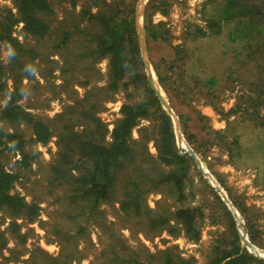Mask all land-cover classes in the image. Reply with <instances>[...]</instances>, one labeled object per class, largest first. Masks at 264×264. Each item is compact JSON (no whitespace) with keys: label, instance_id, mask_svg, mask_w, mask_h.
<instances>
[{"label":"rangeland","instance_id":"obj_1","mask_svg":"<svg viewBox=\"0 0 264 264\" xmlns=\"http://www.w3.org/2000/svg\"><path fill=\"white\" fill-rule=\"evenodd\" d=\"M86 1L53 2L43 38L14 26L19 61L8 44L0 47V108L13 101L51 131L43 144L29 123L0 113V170L15 176L8 193L27 205L22 214L0 206V264H219L238 246L261 261L246 264H264V12L226 22L223 0H166L167 16L151 18L165 24L166 41L154 42L144 30L149 0H137L146 75L172 120L178 153L192 160L182 195L160 183L170 168L157 160L154 122L141 120L131 133L133 159L112 168L109 195L96 201L83 144L108 146L122 106L141 97L124 83L109 86L108 59L94 52L92 27L80 15ZM13 3L0 0V22L16 14ZM242 4L264 8V0ZM197 28L206 37L194 38ZM183 209L195 210L198 241L176 221ZM247 221L262 232L254 228L256 244Z\"/></svg>","mask_w":264,"mask_h":264},{"label":"trees","instance_id":"obj_2","mask_svg":"<svg viewBox=\"0 0 264 264\" xmlns=\"http://www.w3.org/2000/svg\"><path fill=\"white\" fill-rule=\"evenodd\" d=\"M70 2L76 5L74 0H14L16 14L8 11L7 15L0 22V47L2 44H8L11 49L13 61L17 62L24 52L23 44L18 38L13 36V28L18 23H23L22 31L26 36L33 38H43L50 35L51 27L48 18L54 13V3ZM245 0H223L222 20L231 22L237 18L249 20L250 15H263V7L255 5L242 4ZM88 5L82 6L80 15L92 27L88 34L92 38L94 52L102 58L108 59L109 66V86L116 87L119 83H124L127 88L132 87L134 93L140 95V101L135 104H125L121 108L122 118L115 124L111 133V143L105 146L100 143H85L82 150L87 153V157L92 162V168L89 173L91 178V191L96 201L104 200L108 197L110 188L114 184L112 177V168L122 160L133 159L131 133L141 120H150L154 122L156 132L155 144L157 148V160L169 167V172L160 176V183L173 184L178 194H183L184 181L188 176L191 157L180 155L177 151L173 123L170 116L162 109L160 100L151 87L145 71V64L141 56V49L136 26V6L137 0H87ZM166 0H149L144 11V30L147 39L154 42H165L163 22L153 24L151 18L154 14L167 16V11L162 5H167ZM237 9V10H236ZM212 28V27H211ZM198 33V35H197ZM215 34L217 32H214ZM207 33L203 29L197 28L194 38L201 39L206 37ZM61 43H66L67 34L63 36ZM182 47V45H181ZM179 48V46H176ZM17 60V61H16ZM153 67L157 74L160 84L163 86V78L153 62ZM3 67L0 63V87H2ZM214 83V82H210ZM12 95V94H11ZM0 113L12 123L25 121L32 126L35 138L43 144L51 137V131L47 125L40 120H36L30 113L22 107L16 106L13 101L6 103V106L0 108ZM181 119V116H179ZM98 127L102 124L98 123ZM15 176L0 170V206L11 209L16 214H22L26 211L25 201L17 196L10 195L8 188L12 185ZM135 190L140 189L137 187ZM127 198L121 201V209L128 212L130 209L128 194ZM127 199V200H126ZM135 206L138 204L136 202ZM238 207V206H237ZM138 208V207H137ZM240 210V208H239ZM242 213V210H240ZM195 210L183 209L175 214L176 221L182 225V228L188 239L198 241L199 232L195 226ZM253 225L247 221V230L249 239L256 244L253 236ZM247 259H252L261 263L255 257L251 256L246 249L240 246L233 253L226 254L219 262L221 264H246ZM162 264H174L173 262H163ZM190 264V263H180ZM211 264H214V262Z\"/></svg>","mask_w":264,"mask_h":264},{"label":"bare ground","instance_id":"obj_3","mask_svg":"<svg viewBox=\"0 0 264 264\" xmlns=\"http://www.w3.org/2000/svg\"><path fill=\"white\" fill-rule=\"evenodd\" d=\"M150 79H151V77H150ZM151 82H152V86H153V81H152V79H151ZM154 88H155V86H153ZM155 90H156V88H155ZM157 91V90H156ZM159 96V95H158Z\"/></svg>","mask_w":264,"mask_h":264},{"label":"water","instance_id":"obj_4","mask_svg":"<svg viewBox=\"0 0 264 264\" xmlns=\"http://www.w3.org/2000/svg\"><path fill=\"white\" fill-rule=\"evenodd\" d=\"M150 83H151V79H150ZM155 89V88H154Z\"/></svg>","mask_w":264,"mask_h":264}]
</instances>
